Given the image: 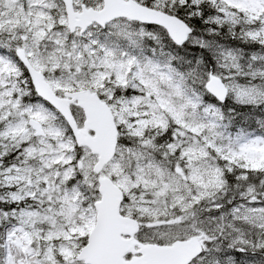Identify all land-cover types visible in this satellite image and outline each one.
<instances>
[{"label": "snow or ice", "instance_id": "obj_1", "mask_svg": "<svg viewBox=\"0 0 264 264\" xmlns=\"http://www.w3.org/2000/svg\"><path fill=\"white\" fill-rule=\"evenodd\" d=\"M0 264H264V0H0Z\"/></svg>", "mask_w": 264, "mask_h": 264}]
</instances>
